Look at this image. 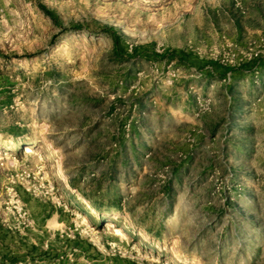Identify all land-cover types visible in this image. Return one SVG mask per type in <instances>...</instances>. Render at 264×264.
I'll use <instances>...</instances> for the list:
<instances>
[{"label": "rangeland", "instance_id": "1", "mask_svg": "<svg viewBox=\"0 0 264 264\" xmlns=\"http://www.w3.org/2000/svg\"><path fill=\"white\" fill-rule=\"evenodd\" d=\"M0 264H264V0H0Z\"/></svg>", "mask_w": 264, "mask_h": 264}, {"label": "trees", "instance_id": "2", "mask_svg": "<svg viewBox=\"0 0 264 264\" xmlns=\"http://www.w3.org/2000/svg\"><path fill=\"white\" fill-rule=\"evenodd\" d=\"M41 7L43 8V10H44L46 13L51 14L50 10H48L45 6L42 5Z\"/></svg>", "mask_w": 264, "mask_h": 264}, {"label": "bare ground", "instance_id": "3", "mask_svg": "<svg viewBox=\"0 0 264 264\" xmlns=\"http://www.w3.org/2000/svg\"><path fill=\"white\" fill-rule=\"evenodd\" d=\"M30 150V149H29ZM80 217V216H79ZM112 226V225H111Z\"/></svg>", "mask_w": 264, "mask_h": 264}]
</instances>
